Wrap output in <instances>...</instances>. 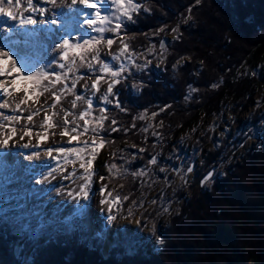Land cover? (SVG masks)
I'll use <instances>...</instances> for the list:
<instances>
[{
  "label": "trees",
  "instance_id": "trees-1",
  "mask_svg": "<svg viewBox=\"0 0 264 264\" xmlns=\"http://www.w3.org/2000/svg\"><path fill=\"white\" fill-rule=\"evenodd\" d=\"M142 4L135 22L122 25L121 34L136 54L143 53V64L146 59L151 64L143 71L131 70L129 65L123 73L127 79L116 87L126 111L108 105L104 122L109 129L115 119L121 130L102 133L113 151L108 183L120 190L124 206L131 204L134 215L155 192L151 215L133 236L138 246L127 253L125 239L115 237L106 256L104 231L92 236L81 220L55 224L47 240L37 243L36 229H19L11 217L0 213V264H264V130L253 133L264 118L259 113L264 89L255 112L230 138L262 79L248 65L264 54V0H199L198 4L196 0H142ZM249 17L251 23L246 22ZM162 26L168 28L159 32ZM154 33L176 37L161 50V40L153 38ZM152 45L155 54L148 52ZM156 62L164 63L163 67L154 66ZM209 118L218 125L227 123L228 133L217 137L208 128L197 136ZM190 128L187 136L195 140L193 159L208 150L192 182L181 179L173 188L174 180L168 182V176L175 167L172 158H165L175 148L177 136ZM124 129H129L126 135ZM251 138L256 143L240 156ZM182 146L176 148L178 154H185ZM140 148L145 151L139 152ZM153 156L156 165L148 163ZM162 161H167L166 172L150 179L149 172ZM213 168L216 174L202 185ZM141 169L144 175H133ZM170 188L167 201L175 212L161 230L165 208L160 197ZM148 224L154 225L163 241L152 252L145 247L147 240L141 239Z\"/></svg>",
  "mask_w": 264,
  "mask_h": 264
},
{
  "label": "rangeland",
  "instance_id": "rangeland-1",
  "mask_svg": "<svg viewBox=\"0 0 264 264\" xmlns=\"http://www.w3.org/2000/svg\"><path fill=\"white\" fill-rule=\"evenodd\" d=\"M34 1V5L36 7H45L46 9H48V11L44 14H40L38 12L37 15H33L32 12L23 13L25 17L31 15L34 19H36L37 23L35 25H28L29 27L26 29V32L19 33V18L20 14L22 13L21 9L23 10V8H27V3H25L27 2V0H20V7L16 12L17 20H11L6 16H0V29L10 28L12 33L17 32L18 42L12 44L11 41H8L7 45L10 47V50L12 51V55L14 57L13 59L17 61L18 66H22L25 63V60H27V62L33 69L38 70L39 68L43 67L45 71L49 72L50 80H54V75H52V73L61 71L58 68V62L65 61H58V56L60 55V53L53 52V48L56 47L65 36H68L69 39L75 42L76 36L79 35L81 37H84L89 35L91 30L87 28V25H83L82 27L80 25L82 24L84 19L93 17H83L79 13L80 11L94 12L95 9H85L79 4L77 5L76 9H70L67 7V5H61L59 3V0L57 6L46 3L45 0H41V2H39L40 0ZM133 2H136V0H133ZM13 3L15 4V0H13ZM67 3L70 4L71 0H67ZM142 5L143 4L140 3V7H142ZM104 7L106 8L107 5H105ZM144 9H147V6ZM104 14L107 13L102 11V15ZM53 19H55L56 21L55 24L51 23ZM63 19H67V21H61ZM48 25H56V31L54 33H48L46 30V27ZM166 27L162 26L164 30L166 29ZM92 34L94 35L95 33ZM106 36H112V34L107 33ZM124 37L125 34H120V36L115 37L116 42L113 44L110 50L106 45L102 46V57L107 58L104 54H107L109 52H111L112 54L119 53L120 48L122 47L121 40L125 42ZM155 37L156 39L163 40L165 45L167 46L176 37V35L166 33L165 36L158 37L156 34V36H154L153 38ZM158 56L159 54H157V57ZM143 59V55L141 56L140 54H137L135 64L130 65V69L137 71L138 69L136 65L143 64ZM73 60H76L78 62L79 58L73 57L70 54L69 61H66L65 63L72 64ZM8 62L3 65L6 70L9 69L8 66H10L11 63L10 61ZM50 65L51 67H49ZM163 65L164 63H154V66H158L159 68H162ZM97 67H99V65H97ZM248 68L252 71L257 72L258 75L260 73V78L262 79L259 84V91L256 92V94L253 96L252 101L248 105V108L240 115L239 122L233 125L230 131V138H233L240 132L244 122L247 120L249 115L255 112V109L257 107V100L261 98V94L264 89V54L260 57V60L258 62L249 64ZM88 72L89 70L86 67H75L73 73L69 74V80L67 81L68 86L71 87V81L76 74ZM11 78V76L6 75L5 77H2V82L5 83L6 86L11 87ZM95 79L96 75H91L90 77L80 79L77 82L75 93L66 92L62 96L60 104L57 105L55 109L48 108V106L53 103V97L51 96L50 92H45L39 96L38 102L36 98L30 97V107L22 105L21 110L17 111L15 109V104L19 102V100H21L24 95V93L20 91V88L23 87L22 84L17 86V90L13 92L12 97H8L7 95L0 96V102H2L3 99H8L10 102V107L8 109H3L0 111H3L5 115L18 114L22 116V119L19 123L4 121L5 127L0 128V139L5 138L6 135H11V127H15L17 129V135L9 141L8 147L2 150L8 153L9 158L12 156H10V154H15L17 157H20L18 161L19 168L17 169L18 174L22 175L25 167L33 163L24 158V155H28L32 151L39 150L43 154L45 149H47L48 147H53L54 145L59 146L63 144L68 147H73L81 146L85 141L91 143V141L93 140V133L91 131H89V133L87 134L80 135L78 138V142H74L73 144L69 145L67 143L69 140V136L61 135L63 131L62 127L41 129L40 126L43 124L46 114L52 116L53 124L62 122L64 117L61 110L64 109L69 110L73 113L72 115L68 116V120L72 121L75 119L76 124H79L82 130L84 122L78 120L77 117L78 114L86 108V104L83 101H80L77 103V107L75 109H72L71 101L75 98V94L81 92V89L85 83L91 85L92 81H94ZM109 79V77H105V80ZM42 83L48 84V81H43ZM64 83L65 81L62 80L59 84L55 85V88L53 90L59 91L64 87ZM106 89L107 83L102 81L100 85V93L96 94L97 98L95 100V103L97 105H99L100 103V96L104 92H106ZM29 90L31 91L30 85ZM84 95L85 97H87L91 96L92 93L89 91L87 93H84ZM42 106L48 109L47 113H45V111H40L33 117V121L31 122V124H28L26 117L31 114L32 110L41 108ZM25 108H28V110H24ZM93 111L96 114H99L100 108L96 107ZM53 113H58V115H53ZM259 113L264 114V106L260 108ZM229 117V114H227V118ZM0 121H3L2 116H0ZM197 125L198 122L196 123L195 127ZM26 127L32 128L33 137L31 138V142L32 144L39 143L40 147L38 149H34L32 147L24 149L20 147V145H22L23 143H27L30 139L29 137H25L23 140L20 139V135H22V131ZM69 127H75V124H70ZM208 128H212L217 137H223L228 133L229 130L227 123L218 125L213 119L209 118L207 119V124L203 126L202 130L200 132H197V136L201 137L204 131H206ZM45 130L48 132V137L46 140L41 142L39 140V137L36 136V133H42ZM191 130L192 128H190V130L184 131L181 135L177 136V138L175 139V148L173 150L171 149V151L167 153V156L165 158H172L170 159V161L174 164L175 167L174 172H171L168 176V182L174 180L173 188L176 187V183L181 179H185L186 184L192 182L195 171L200 167L202 160L208 150L207 148H205L204 152L197 153L198 160L193 159L192 150L195 140H191L187 136L188 132ZM263 130L264 118L262 122H260L256 127L253 128V133L254 135H256ZM97 142L99 143V141ZM255 143V139H249L245 143L244 147L239 151V155H244ZM181 144H183L182 152H184L185 154H178L176 150V148ZM112 152L113 151L110 150V148H108L105 144L102 147L97 148L96 158L92 161L91 169L93 172L91 189L92 192L95 193V195L91 196L90 202H85V207L80 209L79 212H77L73 203L64 202L63 204H61L60 198H54L52 202H49L47 200V197H44L40 200H37L35 197L27 198L26 190H31L34 187L43 190L46 187L50 186L35 185L26 181H22L21 183L12 186L17 189L14 194L17 199L13 200L10 206L9 204L4 203L5 196L9 195L10 193L4 192L2 181H0V213L5 216L11 217V219L15 221V224L19 229H23L22 225L25 223L30 225L29 229H36L39 232L37 243H43L47 240L49 231L55 226V224H62L64 221L75 223L78 220H81L83 225H87V228L92 236H96L97 233H102L104 231L105 239L103 251L106 256L109 254L110 248L115 241V237H119L120 240L125 239L124 242L129 246V250H127V253H130V251H135L136 247L138 246V242H133V236L138 231L140 222L145 221L149 217V214L151 215L154 207V203L152 200L154 198L155 192L145 201L143 207L133 215L134 209L130 206L131 204L124 206L123 201H121L120 199V190L114 188L111 184L108 183V177L111 173L108 160ZM20 153H24V155H20ZM57 155L58 154L56 152L53 153V156ZM9 158L8 160L12 162V160ZM88 158L91 159L90 156ZM49 160H51V158L47 157L46 154H43L42 161L36 162L37 167L34 169L35 176L32 178L39 179V173L44 171L43 162ZM165 162L167 161H162L157 165L158 167L155 170L149 172L150 179L155 178L160 169L164 168L163 165ZM189 166L193 167V171L191 173L187 172V168ZM63 167L66 169V171H64L62 175H68L73 171V169L76 170L77 176L83 175V169L80 168V162L78 160H76L74 163L65 164L63 165ZM165 172L166 170L163 172L160 171L161 174H164ZM215 174L216 170H214L212 178ZM101 176L104 177L103 180H101ZM211 179H209L202 185L208 184ZM60 181L61 173L57 172V179L56 181H54V183L59 184ZM82 182L83 181L81 180H77V183ZM64 183L70 184L71 181H64ZM71 186L75 187L76 185ZM101 189H105V191L101 192ZM171 195L172 189L170 188L164 196L160 197V199L162 198L161 204L164 205L165 208V210H163L165 217L160 220L161 230L164 229L165 226L170 222V218L175 212V206L172 204V202L167 201V199L170 198ZM21 196L25 197V199H20ZM117 197H119L118 200L116 199ZM102 199L107 201L103 205H101L100 203ZM18 204H24L26 206L22 209L15 208V206ZM115 206H117V208L113 209V207ZM97 207L99 208L97 209ZM138 207L139 205L136 208L138 209ZM109 208H111V214L116 215L117 217L114 221L108 219ZM154 229L155 227L153 224H148L145 226L142 232L141 239L147 240L145 247L148 248L149 252H152L159 244V239L154 232ZM23 241L24 240H22L20 243H22ZM33 248L34 246L30 248L28 254Z\"/></svg>",
  "mask_w": 264,
  "mask_h": 264
},
{
  "label": "snow or ice",
  "instance_id": "snow-or-ice-1",
  "mask_svg": "<svg viewBox=\"0 0 264 264\" xmlns=\"http://www.w3.org/2000/svg\"><path fill=\"white\" fill-rule=\"evenodd\" d=\"M46 3H49L53 6H57L58 0H45ZM61 5H67L70 9H76L77 5L83 6L85 9H95L94 12L89 11H80V15L83 17H93L86 18L83 20L81 27L83 25H87V28L91 30L89 35L81 37L76 36L75 42L69 39L68 36L62 38V40L58 43L56 47L53 48V52L60 53L58 56V61H69L70 54L73 57H78L79 61H72V64H67L65 62H58V68L61 70L59 72H53L54 80H50L49 72L45 71L43 67L38 70L33 69L31 65L25 60V63L22 66L17 65V61L13 59V56L4 49H0V62L10 61L9 69L6 70L2 64H0V77L11 76V87H8L0 81V96L7 95L8 97L13 96V92L17 90L18 85H23L20 88V91L24 93L23 98L19 100L15 104V109L17 111L21 110V106H29L30 97L36 98L38 102V98L45 92H50L53 97V103L48 106V108L55 109L57 105L60 104L62 96L66 93H75L77 82L80 79H84L85 77H90L91 75H96V79L92 81L91 85L85 83L81 89V92L75 94V98L71 101L72 109L77 107V103L83 101L86 104V108L78 114V120L83 121V128L81 130V126L76 124V120L69 121L68 116L73 113L69 110L62 109L63 112V121L57 122L53 124L52 116L45 115L43 124L40 126L41 129L51 128V127H62L63 131L61 135L69 136L68 144L71 145L74 142H78V138L80 135H84L91 131L93 133V140L91 143L85 141L81 146H73L68 147L63 144L53 147H48L44 150L43 154H46L47 157L51 158L49 161L43 162L44 171L39 173V179H34L32 177L35 176L34 169L37 167L36 162L42 161V152L39 150L32 151L28 155H24V153H20V155H24V158L28 161L33 162L32 164L25 167L23 174H18L17 169L19 168V162H10L8 160V153L3 151L9 145V141L13 139L17 135V129L15 127H11V135H6L5 138L0 139V181L3 184L4 192L10 193L5 196L4 203H7L11 206V202L17 197L14 195L17 191L16 188L12 187L15 184H19L22 181H26L35 185H44L50 186L45 189L32 188L27 191V198L35 197L37 200H40L44 197H47L49 202H52L54 198H60L61 204L64 202L73 203L77 212L80 209L85 207V202H90L91 196L95 195L92 192L91 184H92V161L95 160L97 154V148L102 147L106 141L102 135L104 131H108L109 135L112 132L120 131L121 129L117 127V121L115 119L111 120V127L109 129H105L104 122L108 119L105 115L110 109L107 107L111 105L114 108H119L121 111H126V109L121 105L119 100V90L117 89V85H120L123 80H126L127 77L123 76V73L129 70V65L135 64L137 59V54L134 49L130 48L129 43L121 40L122 47L120 48L119 53L112 54L111 52L104 54L107 58L102 57V46L106 45L110 50L113 44L116 42L115 37L120 36L122 31V25H127L130 22H135L134 15L141 12L140 3L142 0H71V3L68 4L67 0H59ZM196 3H199V0H196ZM107 5L105 8L104 6ZM20 7V0H15V4L13 0H0V16H6L11 20H17L16 12ZM26 12L32 13H40L44 14L48 11L45 7H36L34 5L33 0H27V8L24 9ZM102 11L107 14L102 15ZM143 11H147V9H143ZM190 19V17H189ZM187 21H185L186 23ZM246 22L251 23V18H247ZM37 20L34 19L31 15L25 17L23 13L20 14L19 24L23 25H35ZM51 23L55 24L56 21L53 19ZM4 31H8L11 33L10 28L3 29ZM67 30V29H66ZM164 28H160L159 32H163ZM173 32H176L177 29H172ZM92 33H95L94 35ZM107 33H111L112 36H106ZM158 34V33H154ZM166 47L163 40L160 42V49L164 50ZM155 45H152L148 48V52L150 54L154 53ZM143 55V53H140ZM151 64V60L145 61L144 64H137L136 67L138 70L143 71L148 68ZM99 65V67H97ZM51 67V65L49 66ZM75 67H86L89 72L88 73H78L71 81V87L68 86L67 81L69 80V74L73 73ZM66 70V71H65ZM15 74V75H13ZM109 77V80H105V77ZM65 81L64 87L59 91L53 90L56 84H59L61 81ZM43 81H48V84H43ZM102 81L107 83L106 92H104L99 100L100 103L97 105L95 103L96 94L100 93V85ZM29 85L31 86V91L29 90ZM138 87V86H134ZM114 89H116L114 91ZM91 92V96L85 97L84 93ZM112 97V99H110ZM10 107V102L8 99H3L0 102V110L8 109ZM99 107V114H96L93 110L94 108ZM24 110H28L25 108ZM164 109H161L163 111ZM40 111H45L47 113L48 109L37 108L31 111L26 117L28 124H31L33 121V117L37 115ZM53 115H58V113H53ZM153 116L156 113L152 114ZM0 116L3 117V121H0V128H4V121L9 122H17L19 123L22 119L21 115L18 114H7L5 115L3 111H0ZM139 119L143 120L145 117L140 116ZM162 123V122H161ZM70 124H75V127H69ZM91 125V127H90ZM132 128H135L136 125L133 123L131 125ZM129 129H124L125 135ZM141 131H146V129H141ZM157 133H153V136H156ZM36 136L39 137V140L42 142L47 139L48 132L45 130L42 133L37 132ZM25 137H29L27 143H23L20 147L24 149H28L32 147L34 149H38L40 144H32L31 138L33 137L32 128L26 127L22 131V135H20V139L23 140ZM99 141V143L97 142ZM135 147V145H133ZM145 149L140 148L139 152H144ZM56 152L58 155L53 156V153ZM91 157L89 159L88 157ZM74 158V159H72ZM131 159H136V156L133 154ZM76 160L80 162V168L83 169V175L77 176L76 170L73 169L71 173L68 175H62L66 169L63 167L65 164L74 163ZM54 162V163H53ZM149 164L156 165L158 163L157 158L153 156L149 161ZM161 172L165 171L164 168L160 169ZM193 171V167L189 166L187 168V172L191 173ZM57 172L61 173V181L59 184L54 183L57 179ZM133 175L141 176L144 175L143 169L140 171L134 172ZM213 176L212 172H209L207 176L204 178L203 182H206L208 179H211ZM104 177L101 176V180ZM71 181L70 184H65L64 181ZM77 180L83 181L82 183H77ZM71 185H76L72 187ZM101 192L105 191V189H101ZM20 199H25V197L21 196ZM117 200L119 197L116 198ZM125 200L127 197L124 198ZM106 200H101V205L105 204ZM26 205L18 204L15 208L22 209ZM15 210V209H14ZM23 218V217H21ZM116 215L111 214V208H109L108 219L114 221L116 219ZM30 225L27 223L22 225L23 230L27 231ZM99 236L100 234L97 233ZM159 243H163V241H159Z\"/></svg>",
  "mask_w": 264,
  "mask_h": 264
},
{
  "label": "bare ground",
  "instance_id": "bare-ground-1",
  "mask_svg": "<svg viewBox=\"0 0 264 264\" xmlns=\"http://www.w3.org/2000/svg\"><path fill=\"white\" fill-rule=\"evenodd\" d=\"M34 1V0H33ZM35 2V1H34ZM39 2H41V0L39 1ZM25 3H27V2H25ZM24 9L25 8H23V10L21 9V11H22V13H25L26 11H24ZM11 22H13V21H11ZM50 26V25H49ZM29 26L28 25H23V26H21L20 25V29H19V33H23V32H26L27 30V28H28ZM29 30V29H28ZM8 41H11L12 42V44H15V43H17L18 42V38H17V32H11V33H9L8 31H4L3 30V28H1L0 29V49H4L5 51H8L11 55H12V52H11V50H9L8 49V45H7V42ZM13 56V55H12ZM6 62H8V61H5V62H0V64H2V66L4 65V64H6ZM3 79H2V77H0V81H2ZM5 80V79H4ZM6 81V80H5ZM12 155V156H11ZM10 158L9 159H11L12 160V162H16V161H19V158L20 157H17L15 154H10ZM22 157V156H21ZM99 207H97V209H98Z\"/></svg>",
  "mask_w": 264,
  "mask_h": 264
},
{
  "label": "water",
  "instance_id": "water-1",
  "mask_svg": "<svg viewBox=\"0 0 264 264\" xmlns=\"http://www.w3.org/2000/svg\"><path fill=\"white\" fill-rule=\"evenodd\" d=\"M214 170H215V169H212L210 172H212V173L214 174ZM206 176H207V175H206ZM206 176H205V177H206ZM205 177H204V178H205ZM208 180H209V179H208ZM208 180H207V181H208ZM202 181H204V179H203ZM204 183H205V182H203L202 184H204Z\"/></svg>",
  "mask_w": 264,
  "mask_h": 264
}]
</instances>
